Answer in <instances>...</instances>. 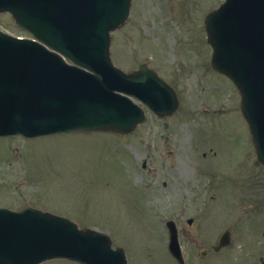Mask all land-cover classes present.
Listing matches in <instances>:
<instances>
[{
	"label": "rangeland",
	"instance_id": "rangeland-1",
	"mask_svg": "<svg viewBox=\"0 0 264 264\" xmlns=\"http://www.w3.org/2000/svg\"><path fill=\"white\" fill-rule=\"evenodd\" d=\"M222 2L132 0L112 34L113 62L126 72L146 63L175 90L177 110L162 118L147 111L128 135L0 138V206L105 231L128 264H264V171L237 92L211 69L202 24ZM0 24L14 31L7 15ZM167 221L182 263L168 250ZM225 231L231 245L214 252Z\"/></svg>",
	"mask_w": 264,
	"mask_h": 264
},
{
	"label": "water",
	"instance_id": "water-1",
	"mask_svg": "<svg viewBox=\"0 0 264 264\" xmlns=\"http://www.w3.org/2000/svg\"><path fill=\"white\" fill-rule=\"evenodd\" d=\"M129 3L0 0V11H10L18 27L43 43L0 33V136L126 134L144 114L124 95L159 116L176 109L172 90L154 73L141 68L125 74L111 63L110 32L123 24ZM205 26L213 47L212 67L237 87L257 161L264 166V0H226L208 15ZM58 53L77 67L67 65ZM228 244L225 234L219 247ZM169 248L180 258L174 231ZM51 258L127 264L123 249L113 250L105 233L80 230L66 218L32 208H0V264H38Z\"/></svg>",
	"mask_w": 264,
	"mask_h": 264
}]
</instances>
